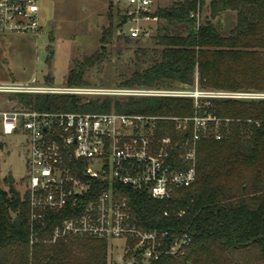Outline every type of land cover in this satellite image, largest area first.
<instances>
[{
    "label": "trees",
    "instance_id": "16d2710c",
    "mask_svg": "<svg viewBox=\"0 0 264 264\" xmlns=\"http://www.w3.org/2000/svg\"><path fill=\"white\" fill-rule=\"evenodd\" d=\"M206 1L180 0L169 10L158 9L155 14L164 24L159 23L151 38L150 65L116 89L264 93V0H211L210 18L197 24L191 14L200 15ZM225 13L236 14L226 35L215 24ZM114 32L111 22L102 30L100 45L109 44ZM116 34L126 45L140 41ZM147 50L139 47L135 53L145 57ZM105 60V51L74 59L66 86L90 87L85 75ZM46 83H53L51 76ZM12 101L17 109L41 113L157 118L156 136L177 141L188 131L177 134V123L171 119L195 115L220 119L221 140L215 138V124L201 133L193 185L175 190L163 201L115 185V197L126 200L141 228L192 238L184 256L157 264H264V100L200 99L196 107L194 99L186 97L34 93L16 94ZM68 214L48 212L43 220L34 221L28 191L21 193L11 174L1 177L0 159V264H107L104 240L67 237L52 242L55 227Z\"/></svg>",
    "mask_w": 264,
    "mask_h": 264
},
{
    "label": "built area",
    "instance_id": "2783aa9c",
    "mask_svg": "<svg viewBox=\"0 0 264 264\" xmlns=\"http://www.w3.org/2000/svg\"><path fill=\"white\" fill-rule=\"evenodd\" d=\"M127 20L120 34L132 40L151 37L162 20L155 0H119ZM39 0H0V33L39 32ZM197 24L200 15L191 14ZM36 81L33 80V83ZM186 97L199 107L200 99L264 100V93L100 89L91 87H34L0 83V96L12 105L0 109V138L22 135L27 145L25 188L34 221L48 212H68L55 227L52 242L87 237L106 242L125 241L122 254L108 255L107 264H157L179 259L191 246L189 235L147 230L134 221L125 199L117 200L115 185L146 193L157 201L188 188L197 177L201 133L220 119L213 116L173 118L176 132L188 131L181 141L156 136L157 118L103 113H41L17 109L16 94ZM191 124L192 127H189ZM96 195L95 200H90Z\"/></svg>",
    "mask_w": 264,
    "mask_h": 264
},
{
    "label": "rangeland",
    "instance_id": "374dc122",
    "mask_svg": "<svg viewBox=\"0 0 264 264\" xmlns=\"http://www.w3.org/2000/svg\"><path fill=\"white\" fill-rule=\"evenodd\" d=\"M177 1L180 0H155V6L169 10ZM210 1H206L200 14L201 22L210 18ZM39 6V32L0 33V83L66 87L72 61L89 57L97 51H105L106 60L85 75L91 88L116 89L122 80L150 65L154 44L151 38L156 31L151 37L128 45L117 41L116 33H120L127 23L126 19L123 20L125 9L119 0H39ZM235 21V13H225L215 20V24L226 35ZM111 22L115 28L113 38L109 44L100 45L102 30L108 29ZM50 37L54 42H50ZM139 47L148 49L145 57L135 53ZM50 48L53 54L49 67ZM47 76L52 77L53 83H46ZM11 106L5 96H0V109H10ZM0 146L1 177L11 174L16 188L23 193L28 174L25 138L22 135L1 137ZM107 244L109 253L118 256L123 252L125 241L110 240Z\"/></svg>",
    "mask_w": 264,
    "mask_h": 264
},
{
    "label": "water",
    "instance_id": "95a60500",
    "mask_svg": "<svg viewBox=\"0 0 264 264\" xmlns=\"http://www.w3.org/2000/svg\"><path fill=\"white\" fill-rule=\"evenodd\" d=\"M52 54H53L52 52H51V53H49V55H50V56H52Z\"/></svg>",
    "mask_w": 264,
    "mask_h": 264
}]
</instances>
